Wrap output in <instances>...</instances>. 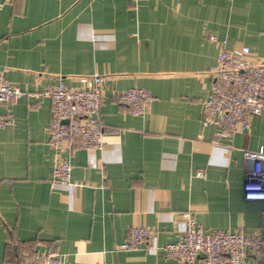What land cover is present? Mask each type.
Wrapping results in <instances>:
<instances>
[{
    "label": "crops",
    "instance_id": "0c3cea01",
    "mask_svg": "<svg viewBox=\"0 0 264 264\" xmlns=\"http://www.w3.org/2000/svg\"><path fill=\"white\" fill-rule=\"evenodd\" d=\"M210 35L264 60V0H0V68L24 91L0 103V114L16 117L0 130V264H25L46 248L66 264H182L116 246L136 224L160 244L176 241L189 215L206 229L264 226V202L243 191L244 150L264 145V115L232 140L203 124L219 54ZM83 75L103 78L104 149H56L52 100L38 93ZM134 86L157 97L144 116L117 100ZM65 157L71 188L52 184Z\"/></svg>",
    "mask_w": 264,
    "mask_h": 264
},
{
    "label": "built area",
    "instance_id": "2783aa9c",
    "mask_svg": "<svg viewBox=\"0 0 264 264\" xmlns=\"http://www.w3.org/2000/svg\"><path fill=\"white\" fill-rule=\"evenodd\" d=\"M210 39L219 54L217 63L210 69L214 78L212 90L202 102L203 124L219 126V138L232 140L241 129L251 128L255 116L264 115V60L249 46L229 48L225 40L215 35H210ZM80 80L81 84L77 86L61 80L38 93V96L52 100L48 143L58 149L79 141L86 148L103 150L99 118L103 78L83 75ZM23 94L24 91L7 78L6 70L0 68V103L8 108ZM156 99L152 91L143 86H134L117 94L120 103L127 104L141 116ZM15 120L14 114H0V130ZM244 158L247 165L244 197L249 201L264 202V145L255 150H244ZM72 171L73 163L68 157L58 159L52 184L66 188L75 186ZM197 174L203 176L204 170H198ZM142 246L148 251H162L182 264H255L251 255L254 258L264 256V226L253 234H248L244 228L206 229L189 215L176 241L160 244L149 226L136 224L116 250H137ZM25 264H66L65 254L52 248L35 250ZM95 264L108 263L98 261Z\"/></svg>",
    "mask_w": 264,
    "mask_h": 264
}]
</instances>
